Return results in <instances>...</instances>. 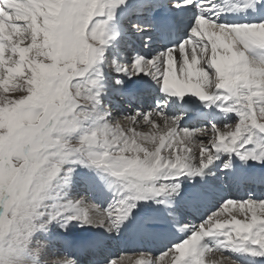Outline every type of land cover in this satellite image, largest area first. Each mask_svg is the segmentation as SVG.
<instances>
[{"label":"snow or ice","instance_id":"6c2138e0","mask_svg":"<svg viewBox=\"0 0 264 264\" xmlns=\"http://www.w3.org/2000/svg\"><path fill=\"white\" fill-rule=\"evenodd\" d=\"M0 264H264V0H0Z\"/></svg>","mask_w":264,"mask_h":264},{"label":"bare ground","instance_id":"6f19581e","mask_svg":"<svg viewBox=\"0 0 264 264\" xmlns=\"http://www.w3.org/2000/svg\"><path fill=\"white\" fill-rule=\"evenodd\" d=\"M62 250H63V248L62 247H58L57 249H56V255L57 256H61V254H62ZM123 250H133V251H135V248H134V245H129L128 247H126V248H124ZM64 253V252H63ZM117 253H119V252H117ZM137 255V254H136ZM133 257V259H136L137 258V256H132ZM134 257H136V258H134Z\"/></svg>","mask_w":264,"mask_h":264},{"label":"rangeland","instance_id":"374dc122","mask_svg":"<svg viewBox=\"0 0 264 264\" xmlns=\"http://www.w3.org/2000/svg\"><path fill=\"white\" fill-rule=\"evenodd\" d=\"M113 248L118 249V247H116V246H113ZM64 251H65V250L63 249V250H62V254H63ZM113 251L115 252V250H113ZM120 251H121V250H120ZM120 251H118V252H120ZM123 251H124L125 253L129 254V255L137 256V255H136V252L133 251V250H129L128 252H126L127 250H123ZM51 258H52V259L62 258V256H57V255L55 254V255H53ZM134 258H136V257H134Z\"/></svg>","mask_w":264,"mask_h":264}]
</instances>
